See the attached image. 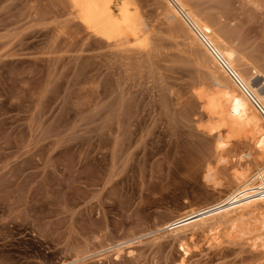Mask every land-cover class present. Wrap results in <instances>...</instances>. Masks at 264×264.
<instances>
[{"label":"rangeland","instance_id":"374dc122","mask_svg":"<svg viewBox=\"0 0 264 264\" xmlns=\"http://www.w3.org/2000/svg\"><path fill=\"white\" fill-rule=\"evenodd\" d=\"M162 1L135 0L152 37L121 50L89 39L63 0H0V264H264L257 217L218 223V244L208 224L166 229L264 161L236 141L217 156L219 124L203 128L193 89L210 83L208 57ZM185 3L264 94V0Z\"/></svg>","mask_w":264,"mask_h":264},{"label":"bare ground","instance_id":"6f19581e","mask_svg":"<svg viewBox=\"0 0 264 264\" xmlns=\"http://www.w3.org/2000/svg\"><path fill=\"white\" fill-rule=\"evenodd\" d=\"M162 2H165L162 8L164 9V20L168 26L181 20L190 45L195 44L196 47L199 45L208 57L205 58L209 60L208 63L211 66V72L208 69L210 85L208 84L209 87H207L208 85L202 82L194 83L193 89L207 117V123L203 128H208L210 124H219L218 127L211 126L208 130L211 134L216 133L214 136L217 156L222 157L221 153L226 152L230 142L236 141L251 145L253 162L264 161V122L252 103L254 100L264 108V94L240 69L238 64L242 60L237 58L236 51L228 45L222 34L214 29L212 19L191 10L185 0H173V2L164 0ZM63 3L67 5V13L73 17V20L77 22L76 25L86 33L89 39L90 37L96 38L97 42L100 41L109 47L121 50H134L135 48L146 50L149 38L152 37H150L151 29L141 15L135 0H63ZM175 33L174 36H177ZM199 53L203 54L202 51ZM222 63L235 79L223 68ZM249 166L250 163L233 168L230 181L236 188L223 200L208 207L190 211L170 223L166 229L173 233L208 224L207 230L212 232L209 238L210 244L219 241L218 223L234 226L236 222L244 218L257 217V221H260L262 225L261 230L264 231V198L245 192L252 180ZM206 178L211 179L208 171ZM184 244L180 242L179 248L185 256L188 248ZM253 246L255 247V244ZM178 264H186L184 257Z\"/></svg>","mask_w":264,"mask_h":264},{"label":"built area","instance_id":"2783aa9c","mask_svg":"<svg viewBox=\"0 0 264 264\" xmlns=\"http://www.w3.org/2000/svg\"><path fill=\"white\" fill-rule=\"evenodd\" d=\"M207 47L210 48L208 44ZM222 66L229 73V75L232 78H234L233 74H231L229 69L223 63ZM252 103L256 108V110L258 111L262 119V122H264V108L260 107L254 100H252ZM250 184H251L250 187L245 192L248 193L249 195H254L258 197L260 196L261 198H264V169L256 170L253 173Z\"/></svg>","mask_w":264,"mask_h":264}]
</instances>
